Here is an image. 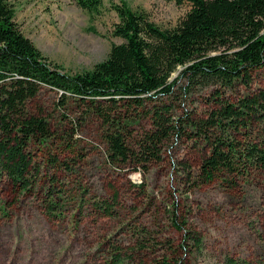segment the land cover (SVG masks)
Instances as JSON below:
<instances>
[{"label":"trees","instance_id":"16d2710c","mask_svg":"<svg viewBox=\"0 0 264 264\" xmlns=\"http://www.w3.org/2000/svg\"><path fill=\"white\" fill-rule=\"evenodd\" d=\"M117 1L110 4L118 19L112 36L123 42L90 71L71 74L42 56L0 0V199L8 191L17 198L33 194L42 167L35 148L75 149L67 141L73 131L59 136L37 106L45 89L59 94V109L75 103L83 108L81 121L99 123L112 167L140 166L144 173L180 140L200 150L193 174L198 186L217 183L232 191L264 175V87L251 86L253 74L264 69V0H165L190 7L171 30ZM76 5L93 14L103 0ZM198 87H211L209 108L200 116L186 109L177 115L176 104ZM46 164L66 166L56 157ZM66 185L51 181L43 199L47 215L60 217L69 201L84 202ZM91 205L100 218L113 216V203Z\"/></svg>","mask_w":264,"mask_h":264},{"label":"rangeland","instance_id":"374dc122","mask_svg":"<svg viewBox=\"0 0 264 264\" xmlns=\"http://www.w3.org/2000/svg\"><path fill=\"white\" fill-rule=\"evenodd\" d=\"M122 1L163 30L173 29L190 9L165 0ZM6 2L24 37L64 72L90 71L123 42L112 36L118 19L110 4L117 0H103L93 14L76 0ZM251 86L264 87V69L253 74ZM211 91L193 89L176 104L177 115L182 109L204 114ZM60 100L45 89L35 102L51 116L59 136L73 131L67 141L75 149L35 148L42 167L35 172L33 194L1 195L0 264H111L113 257L115 264H264V175L232 191L217 183L198 186L193 174L200 150L180 140H173L170 152L144 173L137 171L140 166L112 167L99 123L81 121L83 108L75 103L66 101L59 109ZM148 126L141 122L142 128ZM54 157L66 164L65 170L46 164ZM54 180H64L69 194L84 199L63 205L60 217L47 215L43 202ZM98 201L114 204L112 217H99L91 205Z\"/></svg>","mask_w":264,"mask_h":264}]
</instances>
